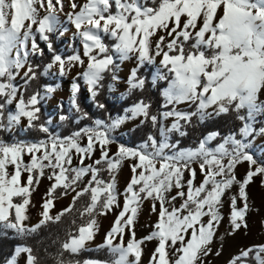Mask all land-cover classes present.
Returning <instances> with one entry per match:
<instances>
[{
  "label": "snow or ice",
  "instance_id": "snow-or-ice-1",
  "mask_svg": "<svg viewBox=\"0 0 264 264\" xmlns=\"http://www.w3.org/2000/svg\"><path fill=\"white\" fill-rule=\"evenodd\" d=\"M69 25L74 29L70 40L73 45L79 41V47L73 46L72 54L65 56L54 47L53 37L62 38L70 31ZM45 48L51 59L42 74L57 68L58 74L65 76L74 68L82 69L73 78L69 100V115L75 113L77 122L90 118L77 102L78 81L87 86L95 107L104 109L97 97L105 88L106 74L112 82L119 81L120 64L132 58L136 67L127 78L128 92H143L149 83L155 88L158 81H165L160 108L166 110L152 112L151 100L141 97L122 116L112 118L109 113L108 119H93L67 136L53 132L50 121H41L40 104L55 89L45 86L44 95L35 91L25 97L26 86L41 69L31 58H42ZM146 64L156 66L150 82L138 74ZM21 74L24 88L15 83ZM107 87L111 91L113 84ZM262 90L264 0H0V132L12 133L26 119L25 130L43 137L11 142L0 139V230L31 236L42 226L59 222L87 195L88 203L78 209L87 220L68 233L55 257L56 264H81L65 261V251L75 255L101 249H107L110 259H89L83 264H141L142 245L153 240L157 245L149 264H203L223 219V198L233 185L239 187L238 193L230 196L228 235L242 226L247 228L246 188L254 176L264 175V164L248 151L252 143L249 137L264 135V127H254L264 114ZM180 104L195 107L178 110ZM230 113L241 122L238 130L223 136L219 131L210 132L194 147H180L179 139L172 142V133L180 137L188 134L193 117L203 123ZM69 115L60 119L68 120ZM137 118H141L138 126H151L146 138L135 146L119 143L114 132L125 121ZM169 118L174 119L166 126L164 121ZM218 138L220 142L210 147ZM112 144H116L115 152ZM97 149L99 158L85 165V159H91ZM74 156L79 161L75 166ZM125 160L135 162L130 165V181L120 193L116 178ZM243 162H248L249 168L238 180L235 170ZM9 166L14 169L11 173ZM197 167L203 176L199 184L195 182ZM46 169H50L47 178L52 183L44 194L41 218L29 225L25 221L29 219L30 197ZM102 172H107L108 179ZM22 173L28 174L23 184ZM57 189H62L61 196L69 192L75 195L67 208L52 215ZM237 195L243 207H237ZM145 201H151V213L158 219L147 236L137 239L135 223ZM114 208L120 210L103 243L89 249L87 245L99 232L97 217ZM21 253L27 254L26 264H40L28 245H18L8 264H17ZM250 253L255 254L256 264H264V245L241 249L228 264H245Z\"/></svg>",
  "mask_w": 264,
  "mask_h": 264
},
{
  "label": "rangeland",
  "instance_id": "rangeland-1",
  "mask_svg": "<svg viewBox=\"0 0 264 264\" xmlns=\"http://www.w3.org/2000/svg\"><path fill=\"white\" fill-rule=\"evenodd\" d=\"M83 2L84 0H78V3H83ZM65 11H68L67 6L65 7ZM68 27L70 28V31L66 33L62 38H58L55 36L53 37L54 42H56L57 44L55 48L63 55L72 51L73 46L79 47V41H76L75 45L72 44L70 37H71V32L74 29H71L70 25ZM106 42L109 43L111 41L106 40ZM40 44H41V47H44L43 42H40ZM32 59L33 57L31 58V60ZM156 60H157V63H159L160 57H157ZM146 65H147V68L149 67L151 68V80H152V77L156 73V66L148 65V64ZM133 67H136L135 58L129 59L127 61H124L122 64H120V70L118 72V75L120 77L119 81H116V82L111 81V83L113 84L112 90L109 91L111 99L117 100V101H123L130 94L127 90L128 89L127 78L130 74V70ZM80 71H82V69L77 67V68H74L67 75L60 76L58 74L57 68H53L49 70V72L46 75L42 74L43 68L41 70L42 76L45 79H47L49 82L44 84L40 88L39 92L41 93V95H44L45 86L54 88L55 91L45 96V99L41 101L40 108L44 111V114H45L44 121H50L51 130L61 136L70 135V134L65 135L62 133L63 128L67 127L69 120L73 121L74 124H79L81 122V121L77 122V120L75 119V115H76L75 113H72L71 115H69V107H70L69 100L71 96V85L73 82V78L76 76L77 72H80ZM81 82L85 89V96H86L87 102H92V100L89 98V92L87 90V86L84 84L83 80H81ZM160 82H163V81H158L157 83H160ZM15 83L19 85L21 88L25 87L23 84L22 74H21V77H18L16 79ZM260 100L264 101V90H262L260 93ZM170 107L171 106H169V108ZM176 107L178 110H191L188 108L187 104H180V105H177ZM93 108L96 109L95 105ZM13 109H14V105H13ZM61 115H69V119L62 121L60 119ZM214 118L215 117H210L206 119L203 123H206ZM95 119H101V118L97 116ZM140 119L141 118L125 121L114 132L116 139H121L122 141L130 144L131 143L130 133L135 127L140 125ZM173 119L174 118H169L168 120L164 121L165 125L170 126ZM257 119H258V123L261 122L262 124H264V114L259 116ZM26 124H27L26 119H22L21 125L16 127L12 133L5 132L6 134H8V137L10 139L9 142L13 140L32 141V140L38 139V138L33 139V138L26 137L27 131L30 130V129L25 130ZM86 124H91V123H86ZM257 124H255L254 127H257ZM76 130L77 129H75L74 131ZM186 136L180 137L177 133H172L171 139L173 143L177 139H179L180 147L182 148L194 147L195 145H188V146L182 145V138H185ZM254 137H255L254 139L252 137H249L252 143L248 151L258 161V163L264 164V135L254 134ZM237 138H240V137L238 136ZM0 139L2 138L0 137ZM214 141L211 142V144L209 145L210 147H214L216 145V144H213ZM81 142L86 143V140H83ZM110 148L112 149V152H115L116 144L110 145ZM99 156H100V152H99V149H97V151L95 152L94 156L91 159H85L84 164L87 165V164L93 163V160L99 158ZM24 160L25 162H28L29 157L26 155L24 157ZM78 162H79L78 157L74 156L73 166L77 165ZM134 162L135 161H132V160H125L117 174V178H116L117 179V191L120 193H123L127 183L130 181V178L132 176L130 165ZM195 166L196 165H194V167ZM248 168H249L248 162H243L237 165V168L235 171H236V176L238 180L243 179ZM13 170L14 169L12 168V166H9V172L11 173ZM49 174H50V169H46L44 177L40 179L39 186L36 188V190L32 193L30 197L31 202L28 205L27 213H26L29 219L25 221L26 224L34 225L41 218L40 213L43 211V209L41 208V204L43 202L44 194L46 193V191L50 187V184L52 183V181H49V179L47 178ZM27 175H28L27 173H22V177H21L22 184L26 182ZM188 175L189 174L185 172V179L188 178ZM84 179L86 182L88 177H85ZM202 179H203V176L200 174L199 169L197 167V176H196L195 182L199 184V182ZM262 182H264V175H257V176H254L253 180L248 184L246 188V191L248 194V204H249V211L246 215L247 228L242 226L239 230H236L234 234L232 235H228V232L230 231L229 202H230V196L232 194L238 193L239 186L233 185V187L229 190V192L225 194V197L223 198V207L221 208L223 219L219 223V226L216 229V235L212 243L209 246L212 251L207 256L203 257V264H228L231 258L234 255H237L241 249H247L248 247L253 246V245H264V183ZM82 186L83 185H81V187ZM172 194L173 195L175 194V189L173 190ZM74 195H75L74 192H69L68 195H64V196H61V195L57 196L56 193H54L53 196H54L55 206L51 209V214L56 215L62 209L67 208L69 204L72 202V197ZM14 199L17 200V201L14 200L15 202L19 201V198H14ZM118 199H119L120 206L122 207L123 202H124V197L121 195L118 197ZM175 203L179 205L181 201L177 199ZM156 207H157V210H159V204H157ZM237 207H243V201L239 198L238 195H237ZM119 210L120 208H114L107 215L97 217L98 222H99V232L96 234L95 239L89 242V244L87 245L89 249H96L98 245L103 243L105 234L113 225V222ZM157 219H158L157 214L151 213V201H145L142 205V208L140 210V213L135 223V232H136L137 239L147 236L153 230L151 226L155 224ZM206 219L207 217H205V220ZM128 239H129V235L126 232L125 241H127ZM116 242L117 243L119 242L118 238ZM156 245H157L156 240H153L151 242H146L144 245H142V247L144 248V251H143V255L141 259V264H149L150 256L154 248L156 247ZM218 250H220V254L216 255ZM26 255L27 254L25 253H21L20 256L17 258V264H26ZM261 255L264 256V253H261ZM8 261L4 264H8ZM245 264H247V262H245Z\"/></svg>",
  "mask_w": 264,
  "mask_h": 264
},
{
  "label": "trees",
  "instance_id": "trees-1",
  "mask_svg": "<svg viewBox=\"0 0 264 264\" xmlns=\"http://www.w3.org/2000/svg\"><path fill=\"white\" fill-rule=\"evenodd\" d=\"M111 43V42H109ZM57 44L54 42V47ZM72 51L65 54L71 55ZM51 59V54L48 53L45 48V55L42 58L33 57L32 62L34 64H39L41 66L40 72H38V76L35 80L31 81L26 87L27 91L25 92V97L31 95L35 91H39L40 88L48 83L49 81L45 79L41 70L45 64H47ZM140 76L146 77L147 80L151 81V68H147V65L141 67L139 69ZM81 85L80 92L77 95V102L80 107L89 114V119L81 120L79 124H74L73 121L69 120L66 128H63V134H71L75 129H79L83 127L86 123H92V120L97 116L101 119H108V114L110 113L112 118H116L117 116H122L124 114V110L126 107L132 105L139 98L143 97L146 101L151 100L152 103V112L163 111L165 109H161L160 105L163 103V98L160 95V91L162 88L166 87L167 84L165 81L157 83L155 88H152L150 83L146 86V89L141 92L139 90H133L123 101L113 100L110 97L108 84L111 83V78L106 74L105 76V88L102 90L100 96L97 99L105 104L104 109H99L96 107L94 109V103L87 102L85 96V89L82 85L81 80L78 81ZM195 106H192L191 110H194ZM41 121L45 120L44 111L41 109L40 112ZM241 126V122L235 119V114L222 115L219 117H215L214 119L206 122L200 123L195 117H193L192 124L187 126L188 134L185 138H182V145H195L198 143L199 139L203 136L207 135L210 132L219 131L221 135L227 134L230 131H236ZM264 127V124L259 122L256 128ZM151 130V126H137L135 127L131 133V143L128 144L121 139H117L119 143H123L127 146H135L140 143L143 139L146 138L147 133ZM154 131V130H153ZM154 134L155 133L154 131ZM255 134V133H254ZM0 137L9 142L10 139L8 134L5 132H0ZM27 138H43L39 133L28 130L26 133ZM24 138V137H22ZM219 138L214 141L213 144L219 143ZM101 175L108 179L107 172H102ZM62 189H57L56 195L60 196ZM17 201L16 199H14ZM89 201V197L87 195L81 197L77 202L72 211L66 213L59 222H50L46 226H42L37 233L27 236V237H19L14 234L12 231L4 232L0 230V264L6 263L15 253V249L18 245H28L31 246L34 250V254L39 257L40 264H56L55 257L62 251L61 244L65 240L68 239V233L74 232L78 225L84 223L87 220V216L81 217L79 214V210H82V206L87 204ZM75 219L76 223L73 224L72 221ZM254 253H250L249 257L245 262L247 264H256L254 260ZM65 261H80L83 264V261L89 259H98V260H108L110 257L108 256L107 249H101L99 251L89 250V251H81L79 254H70L69 252H63V257ZM239 263V262H238Z\"/></svg>",
  "mask_w": 264,
  "mask_h": 264
}]
</instances>
